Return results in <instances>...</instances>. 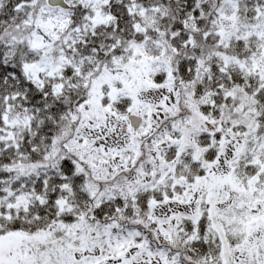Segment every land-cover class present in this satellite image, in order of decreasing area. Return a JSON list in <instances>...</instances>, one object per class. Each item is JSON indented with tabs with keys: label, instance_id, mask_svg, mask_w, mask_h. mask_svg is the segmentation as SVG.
Masks as SVG:
<instances>
[{
	"label": "snow or ice",
	"instance_id": "6c2138e0",
	"mask_svg": "<svg viewBox=\"0 0 264 264\" xmlns=\"http://www.w3.org/2000/svg\"><path fill=\"white\" fill-rule=\"evenodd\" d=\"M0 264H264V0H0Z\"/></svg>",
	"mask_w": 264,
	"mask_h": 264
}]
</instances>
